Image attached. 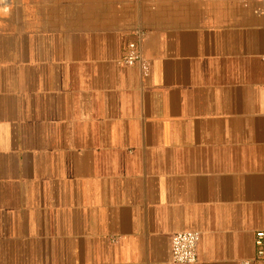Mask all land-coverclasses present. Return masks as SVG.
Listing matches in <instances>:
<instances>
[{"label":"crops","instance_id":"obj_1","mask_svg":"<svg viewBox=\"0 0 264 264\" xmlns=\"http://www.w3.org/2000/svg\"><path fill=\"white\" fill-rule=\"evenodd\" d=\"M205 2L0 0V264H177L186 230L255 264L264 16Z\"/></svg>","mask_w":264,"mask_h":264},{"label":"built area","instance_id":"obj_2","mask_svg":"<svg viewBox=\"0 0 264 264\" xmlns=\"http://www.w3.org/2000/svg\"><path fill=\"white\" fill-rule=\"evenodd\" d=\"M120 63L124 66H132L138 63L143 75L149 72V65L139 53L136 45L130 42L122 56ZM200 235L197 231L186 230L173 233L171 237V259L177 264H192L197 260V244ZM254 263L264 264V230L257 231L254 235ZM242 264H248L243 262Z\"/></svg>","mask_w":264,"mask_h":264},{"label":"rangeland","instance_id":"obj_3","mask_svg":"<svg viewBox=\"0 0 264 264\" xmlns=\"http://www.w3.org/2000/svg\"><path fill=\"white\" fill-rule=\"evenodd\" d=\"M214 2L204 3V6L208 7V11L206 9L200 10L202 13H213V5L216 4L217 8H220L223 5L224 8L228 9L230 12V16L238 17V16H245L246 18L249 17H263L264 16V0H213ZM107 11H102V13ZM134 14L138 13L137 10L131 11ZM219 13L218 11H215ZM78 10L72 9L70 10L71 15L78 14ZM244 13V14H243Z\"/></svg>","mask_w":264,"mask_h":264}]
</instances>
